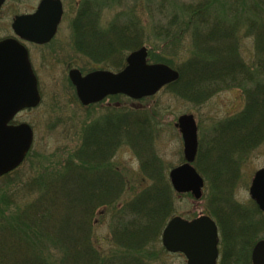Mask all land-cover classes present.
<instances>
[{
	"label": "trees",
	"instance_id": "1",
	"mask_svg": "<svg viewBox=\"0 0 264 264\" xmlns=\"http://www.w3.org/2000/svg\"><path fill=\"white\" fill-rule=\"evenodd\" d=\"M214 1L183 3V20L173 16L165 26L153 27L156 37L169 38L174 24L182 25L191 36V54L184 62L174 64L161 55L156 62L178 71V79L164 88L195 103L203 104L221 90L243 89L253 83L243 89V110L218 124L210 141H198L194 161L205 180L202 197L206 198V213L220 230L218 264H250L249 249L264 231V216L259 214L257 221H252L229 197L232 174L228 159L235 150L226 152L220 140L239 144L255 123L254 117L261 125L264 116V82L254 81L264 75V0H250L245 11L250 15L232 18L212 13ZM217 1L225 6L221 11L228 12H241L249 2ZM75 18L74 48L103 68L119 70L125 64L124 54L144 44L143 30L133 16L116 18L107 29L97 26L98 17L90 8L81 7ZM241 33L253 38L254 59L250 63L238 52ZM105 111L84 125L79 144L66 158L40 163L32 173L21 172L11 179L14 170L0 176L4 182L0 189V264H148L154 256L149 251L157 246L160 230L173 213L174 192L152 150L153 154L144 158L137 151L152 137V111L118 105ZM123 145L130 146L141 159V172L149 180L124 201L121 198L127 194L128 181L111 161ZM105 212L110 216L112 244L117 246L110 255L102 253L92 237L95 214Z\"/></svg>",
	"mask_w": 264,
	"mask_h": 264
},
{
	"label": "rangeland",
	"instance_id": "2",
	"mask_svg": "<svg viewBox=\"0 0 264 264\" xmlns=\"http://www.w3.org/2000/svg\"><path fill=\"white\" fill-rule=\"evenodd\" d=\"M190 1L192 0H61L63 11L54 37L44 45L25 43L31 66L37 78L40 101L35 107L19 111L14 118L16 123L26 122L30 125L33 138L29 150L24 155L25 159L16 170L12 171L13 174H10L9 179L21 172L32 173L33 167L39 166L40 163L48 165L66 158V153L72 151L79 144V134L84 125L103 116L105 110L110 106L118 105L120 107H144L152 111L151 118L154 125L152 137L147 139L146 146L141 144L140 147H137V151L143 158L147 156L145 154L154 153L155 158L154 156L152 158L160 166L161 172L166 175L168 180L169 169L183 161L181 135L174 126L179 115L184 113L194 115L197 124L196 137L198 141L207 142L210 141L213 130L218 124L241 111L246 102L243 89L252 87V82L247 83L243 89L232 88L216 92L203 104L182 99L165 88H161L154 95L141 99H130L119 94L108 96L89 106H83L79 102L73 84L69 82L68 70L71 68H77L82 73L103 68V65L94 63L87 56L77 52L73 46L72 25L75 22L76 13L81 7H87L94 11L95 16L98 17L97 26L100 29H107L116 18L122 20L124 16H133L138 21V27L143 30V45L149 52L147 60L156 62L158 55H161L167 57L174 64H178L184 62L191 54L190 31L185 30L182 25L174 24L171 26L170 37L166 39V36L156 37L153 27L165 26L173 16H176V19L179 18V21L183 20L180 6ZM247 1H249L246 2L248 5H244L241 12H228L227 10L221 11L225 9V6L215 0L216 4L212 7V13L225 15L229 18L249 16L250 11H245L248 10L251 1ZM3 3L0 8V39L13 36L12 18L17 14L34 11L37 0H5ZM173 35L175 38H172ZM239 37L238 52L246 63H250L254 59L253 38L242 33ZM126 54L127 52L124 57ZM257 80L264 82V75L254 81ZM145 147L150 151L144 152L142 148ZM249 155L242 171L247 178L241 180L240 177L238 179L234 196L237 201L243 204H249L247 188L251 175L256 169L264 166V141ZM137 156L130 146L123 145L111 160L123 172L128 181L129 189H127V194L122 197L123 199L121 198L122 201L130 199L138 193L140 188L149 183V180L141 172V159ZM3 186L4 182L0 180V189ZM173 192L171 200L174 210L167 220L173 215L189 220L201 213L207 214L205 197L193 199L188 193ZM109 233V214L106 212L104 215L95 214L92 237L96 247L108 255L117 249V246L112 244L114 242L111 241ZM259 238H264V231L256 239ZM158 239L155 249L149 251L154 256L148 259V264H186L182 254L165 251L161 245L160 236Z\"/></svg>",
	"mask_w": 264,
	"mask_h": 264
},
{
	"label": "water",
	"instance_id": "3",
	"mask_svg": "<svg viewBox=\"0 0 264 264\" xmlns=\"http://www.w3.org/2000/svg\"><path fill=\"white\" fill-rule=\"evenodd\" d=\"M3 2L0 0V6ZM61 14L60 0H40L34 12L12 18L11 29L18 38L0 40V176L18 166L33 138L26 122L10 121L17 112L35 107L40 101L36 76L20 40L47 43L55 34ZM68 77L79 102L88 105L107 95L123 94L130 99L151 96L177 80L178 72L164 63L147 62L146 47L140 46L127 54L125 66L119 71L96 69L81 74L72 68ZM174 126L181 135L183 162L169 170V183L176 193H190L199 199L204 181L192 165L197 151L195 119L184 113L177 117ZM249 186V196L264 212V169L255 172ZM217 238L216 225L206 214L189 220L174 215L167 220L160 236L165 250L180 251L186 264H215ZM252 247L251 263L264 264V240H258Z\"/></svg>",
	"mask_w": 264,
	"mask_h": 264
},
{
	"label": "flooded vegetation",
	"instance_id": "4",
	"mask_svg": "<svg viewBox=\"0 0 264 264\" xmlns=\"http://www.w3.org/2000/svg\"><path fill=\"white\" fill-rule=\"evenodd\" d=\"M39 1L40 0H37V4H38ZM61 5H62V2H61ZM31 12H34V11H31ZM31 12H29V13H31ZM8 37H13V36H8ZM242 110H243V108H242ZM239 112H237V113H239ZM237 113H235V114H237ZM253 121H255V123L250 125V127L248 128V130L244 134V137L245 138L242 140V142H239V144H237V145H235L234 143L228 145V144H226L223 141V139H221L220 140V147L222 149L223 148L224 149L226 148V152L227 151H231L232 152V150H235L234 151L235 152V155H231V159L229 158L230 160L225 155L223 156L224 159H228L229 166H230V171H231V174H232V180L229 182L230 189H228L230 191L229 192L230 193V196L229 197H231V200H233L235 203H237L238 207H242L243 208V211L246 212L245 215H246L247 218H250V215H251V217H252L251 220L254 221V222H256L257 221V218L259 217V214L260 215L262 214V216H264V212H262L259 209V207L256 204V202L251 198V196H249L250 195L249 194V187H250L249 185L251 184V181L253 179V176H254L255 172L258 171L259 169H264V166L259 167L258 169H256L253 172V174L251 175L250 179H249V185H248V188H247L248 196H249V199H250L249 200V204L248 203L247 204L240 203L234 197L235 196V188H236V184L238 182V179L240 177H241V180H242V178H247L242 173V171H243V169L245 167L244 166V163L247 162V160L249 159V157H250L249 154H251L264 141V119H263V117L260 118L261 125H258L257 122H256L257 121V116L254 117ZM212 134H214V133H212ZM224 140L226 141V139H224ZM237 146H238V148H236ZM242 165H243V167H242ZM207 215H209V214H207ZM211 219L214 221V223L216 225V230H217V237H218L217 238L218 239V242H217L218 256H217V259H216V263L215 264H218L219 261H220V259H221V249H220L222 247L221 246V242H220L221 236H220V230H219L218 224L216 223V221L212 217H211ZM261 239L264 240V238L256 239L254 241V243L252 244V246H254V244L258 240H261ZM252 246L249 249V256H248V258L250 260V262H249L250 264H252L251 263V259H250L251 250L253 248Z\"/></svg>",
	"mask_w": 264,
	"mask_h": 264
}]
</instances>
